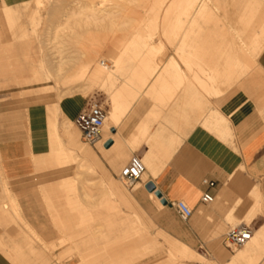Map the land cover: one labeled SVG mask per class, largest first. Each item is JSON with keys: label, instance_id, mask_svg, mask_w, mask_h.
I'll list each match as a JSON object with an SVG mask.
<instances>
[{"label": "bare ground", "instance_id": "6f19581e", "mask_svg": "<svg viewBox=\"0 0 264 264\" xmlns=\"http://www.w3.org/2000/svg\"><path fill=\"white\" fill-rule=\"evenodd\" d=\"M34 1L38 6H45V0ZM71 4H75V6L70 7V5H66L69 8H64L63 11H61V18L63 20H59L54 24L52 23L53 28L50 29V31L54 32L56 35L64 34V36L71 35L73 37H75L74 35H78L80 33L79 31H83V33L85 32L88 36L94 39L95 42L93 44L91 42L90 45H92V47L87 51H84L85 49L82 50L81 48L83 52L75 54V56L78 55L77 57H64L59 52V57L58 55L57 57L55 55L51 58L48 69L46 68L43 72H37V70H35L31 77H27L25 83H34L41 80L48 82L58 81L61 79L66 66L76 65L77 71H74L76 73L73 77V82H76L79 85V93L83 94L82 96H90L97 90L103 91L110 96V108H106L107 119L103 129V137L105 141L116 140L119 134L115 135L112 130L119 128L123 124L124 119L127 118L132 109H134L139 103L142 96L144 98H151L154 102V106L148 111V113H146V117H144L138 125L135 134L131 135L126 141L119 139L120 141L115 142L110 149H106L102 144H99L100 146L98 147H101V150H103L101 152L106 158H110L111 161L114 162L113 164L118 168V165L123 163L128 156L129 148L127 149V147L129 144L137 145L141 139L146 138L145 146H150V151L142 159L146 172L142 176L141 181L146 174H149L150 177L158 176L159 171L162 168L161 154L165 151L163 149L166 145L164 142L166 139H163L165 138L163 135L166 131V124L159 122L160 127L155 133H151L152 122L150 121V117L151 115H155V120H162L164 118V113L167 112V104L178 94V89L181 88L180 84H185L187 86L185 92L186 99L188 98L189 100L191 98L193 105H195L197 109L201 103L200 101H194V98L195 96H200V89H202L207 96L212 95L213 91L218 89L217 85L223 83V80L228 78V73L230 72L229 69L231 67L238 65L242 70H248L250 68L251 71H253L261 65L264 66V55L262 54L264 45L259 47V52L253 54L252 57H250L251 59L248 58V52L246 50L248 45L240 46L239 52H241V54H238L237 52L234 54L233 52L232 55H230V60H224L223 55H225V52H221L217 60V66L213 67L212 59L206 52L207 48L210 47H208L206 43L198 41V39H202L203 41L219 37L224 38L226 22H229V19L234 18L235 16L242 19V21H246V19L251 21L264 19V0H72ZM32 11H37V9H32ZM12 13L13 10H8L7 7L4 8L3 19L4 21H7L5 24V32L11 38L10 47L17 46L18 48H23L25 46L23 44L26 40L25 36L27 35V16L25 17L24 14L22 15V18H16L14 15H11ZM31 17L33 18L32 21L30 20L32 25L39 27V25L42 24L41 18H36L35 15H31ZM209 22H215V24H209ZM31 30L33 31L32 28ZM31 30L29 29V31ZM158 34L162 35L165 42L161 39H158V43L153 42L155 39H153V37L155 35L158 36ZM109 35L113 36L109 38ZM114 36H117L115 38H118L119 36V39H122L123 37L126 39L124 38V41L115 39V44H113L109 39H114L112 38ZM87 37L86 39L89 38ZM107 37L109 39H107ZM91 38H89L90 41H92ZM54 39L57 40L55 37ZM72 39L74 40V38ZM106 39L109 41L111 54L113 55V59H108L110 64L106 62V59H103L104 57L99 48L106 46ZM167 46L174 50V55L176 56H172L169 60L165 61V55L160 59V54L166 52ZM223 47L224 45L221 46V49ZM105 48L107 50V46ZM227 48L228 47L226 46L224 47V49ZM104 56L106 58V54ZM88 75H90V77H88ZM173 82H180L179 87L172 88L171 83ZM216 95L219 97V100L216 102L217 106L225 109L223 105L230 102V100L225 101V96L230 94H222L221 91H216ZM238 95V93H233L228 97H236ZM64 96L65 94L62 95L61 91V93L58 94L60 100V102L58 101L59 103L47 105V107L42 109L43 113L41 118L43 126L47 131L45 146L48 149V152L43 154V156L48 158L46 160L55 161V159L58 158L56 155L59 154L60 158L63 155V159H73L75 161L77 160V162L80 161L76 166L78 169H83L86 168L85 160L89 156L94 158V155L88 147L86 148L80 145L81 143H79L78 137L81 133L76 129L70 115L71 111H73L79 103L75 100L71 101L68 103L67 108L64 109V103L61 102L64 99ZM66 96H68V94H66ZM209 104H211V101L207 100L205 105L208 106ZM173 108L175 107L173 106ZM208 109L209 111L206 112L207 114L204 112L202 113L200 116L201 119L196 118L195 116L187 118V135L189 136L191 134V129L194 131L195 127L201 126L209 133L217 131L223 134V136L219 137V139L221 138L222 140L220 139L219 141H231L232 128L230 120L221 113L214 112L210 108ZM135 111L131 113L132 117L137 113ZM175 114H177V112H175ZM194 117L196 119H194ZM198 120L200 121L199 123H197ZM191 121L194 123L192 124ZM61 132L65 135H69L67 138L73 143V147L67 146L62 138ZM179 139L180 138H176V141ZM172 140L173 141L169 140V143L167 144H173L174 142L175 145L176 141L174 139ZM52 147L55 148L52 149ZM165 153L163 152V154ZM71 166L72 165L65 164L62 167L58 166L57 168L63 170L62 168L68 169ZM54 167L55 166L52 168ZM243 171L244 169L241 167L236 173L234 172L235 174L232 173V175L234 174L233 176L230 175L232 176L231 183L235 188H243V186H245L244 183L249 182V177H247ZM76 178H72L71 180L74 179L76 181ZM104 180V184L108 187L107 193H109L110 196L117 198V201L119 200L123 204H130L133 200L139 202L138 196L141 197L143 194L146 196L145 194L148 193L147 198L150 196V200L153 201L155 204L154 206H156L158 210L162 211L169 209L168 206L162 204L155 192L149 193L147 189L149 187V181L144 184H141V181H139L138 183L140 185L137 187L135 195L131 197L129 193L125 192L124 189L126 188L122 187L117 181H114L109 175H106ZM240 184H242V186H240ZM78 188H75V194H78V192L81 193V188ZM83 188H85L84 184ZM222 190L223 188L221 191ZM81 196H79L80 200H83V197ZM144 196L141 198H144ZM259 197L260 193L259 196H257L255 208L251 211L250 218L255 216L257 209H259ZM249 198H251V196ZM144 202L145 201H143V203ZM77 203L78 201H76V204ZM111 203L114 204L113 202ZM185 203L187 204V202ZM70 204L73 205V203ZM239 204L240 201L238 205ZM187 205L189 206L190 204L188 203ZM11 207L14 211H18V205L15 199L11 200ZM75 207L78 208L77 206ZM112 207V210L117 208L115 204ZM234 211L235 210L232 211L231 216H233ZM202 212L204 211L202 210ZM57 220L59 221L62 230H64L66 227L65 221L62 218ZM80 223H84L83 218L80 220ZM182 234H184V232L181 233V235ZM72 235L73 236H68L66 240L73 241L76 248L79 249L80 244L86 242L84 233L78 232L77 234L74 233ZM188 244L185 245L184 242L179 240L176 241L168 251L167 264H176L177 260L180 261V259L183 260L188 258L203 263L205 259L192 248L188 247ZM258 252L259 241L258 239H253L248 243L246 249L239 251L237 256L233 257L231 264H242L247 260H253L257 258ZM79 255L81 256V253H79ZM218 255H221V252ZM81 261V264L85 263L83 259H81ZM129 262L130 261L126 263Z\"/></svg>", "mask_w": 264, "mask_h": 264}, {"label": "rangeland", "instance_id": "374dc122", "mask_svg": "<svg viewBox=\"0 0 264 264\" xmlns=\"http://www.w3.org/2000/svg\"><path fill=\"white\" fill-rule=\"evenodd\" d=\"M71 3L72 0H45V6L42 7L35 4L34 0H25L20 3L12 4H4L3 2V5H6L8 10H13V13L11 14L12 16L14 15L16 18H22V15L25 14V17L27 16L26 21H28V24L26 26V40L23 43L25 48L19 49L17 46L10 47L0 43V104L9 105V107L11 106V110L15 109V107L28 109L31 106L37 105L45 108L47 105L59 103L60 100L58 94L62 91V95L65 94L64 99L61 101L64 103V109L67 108L68 103L71 101L75 100L79 103L75 108V114L83 107L87 108L92 104L101 105L105 109L110 108V96L103 91L97 90L90 96H82L83 94L79 93V85L76 82H73V77L76 73L74 71H77L76 65L71 64L72 66H66V70L64 68L63 75L58 81L48 82L41 80L34 83H25L27 77H31L35 70H37V72H43L46 68L48 69L51 58L55 55L57 57L59 52L64 57H73L75 54L83 52L82 50L84 49V51L90 49V47H92V45H90L91 42L92 44L95 42L94 39L88 36L85 32L83 33V31H79L80 33L78 35H74L75 37L66 34V36H64V34L56 35L54 32L50 31L55 22L63 20L61 18V11H63L64 8H69L66 5H70V7L75 6V4ZM32 9H37V11H32ZM3 13L4 9L0 6V28L6 29L5 24L7 21H4L2 16ZM31 15H35L36 18L42 19V24L39 25V27L31 24V21L33 20ZM209 24H215V22H209ZM29 29L32 32L29 31ZM87 36L91 38L92 41H90ZM111 36L109 35V38H111ZM54 37L57 38V40L54 39ZM71 37L74 38V40ZM86 37L88 39H86ZM115 37L117 36L112 37L114 38L112 39L113 41L108 37L107 39L115 44V39H119V36L118 38ZM124 38L125 37L119 40L124 41L126 39ZM107 39V50L105 48L106 46L99 48L104 57L103 59H106V62L110 64L108 59H113V55L111 54V46ZM153 39L154 43H158L160 39L163 40L164 38L161 34H158V36L155 35ZM198 41L204 42L210 47L207 48L206 52L212 59L213 67L217 66V60L221 52H225V55H223L224 60H230V55H232L233 52L234 54H236V52L241 54V52H239V47L242 45H248L246 50L248 52V58L251 59L250 57H252L253 54L259 52V47L264 45V19L252 21L246 19V21H242V19L235 16L234 18L229 19V22H226L224 38L219 37L203 41L202 39H198ZM223 45L228 48L224 49L223 47L221 49V46ZM105 54L106 58L104 56ZM107 54L110 55L108 56ZM174 54V50L167 46L166 52L160 54V59L165 55L164 60L167 61L170 57H175L176 55ZM262 54L264 55V48ZM77 56L78 55L75 57ZM261 66L253 71H251L250 68L248 70H242L238 65L231 67L229 69L230 72L228 73V78L224 79L223 83L217 85L218 89L214 90L212 95L207 96V94L200 89V96H195L194 98V101H200L201 103L197 109L195 105H193L191 98L189 100L188 98L186 99L185 92L187 86L185 84H180V82L171 83L172 88L179 87V84L181 85V88L178 89V94L167 104V112L164 113V118H166L155 120V115H151L150 117V121L152 122L151 133H155L160 127L159 122H163L166 124L165 126H167L163 135L165 137L163 139H166L167 142L166 140L164 141L166 145L163 149L166 153L163 151L165 154H163V152L161 154L163 160H161L162 168L160 169L158 176L150 177L149 174H146L140 183L144 184L149 181V185L153 183L156 186L155 180L159 177L175 153L188 138L186 132V122L188 117L195 116L196 118L201 119L200 116L203 112L207 114L206 112L209 111L208 108L214 112L221 113L228 119L231 117V114L227 115L224 113L225 109L217 106L216 102L219 100V97L216 95V91H221L222 94L229 93L230 95L228 96H231L233 93L239 94L236 97L225 96V101L237 100L239 96L247 99L253 104L254 109L256 110L257 119L264 125V66ZM90 75H88V77H90ZM66 94H68V96H66ZM207 100L211 101V104L208 105L209 107L205 105ZM226 105L227 104H224L223 107L226 108ZM153 106L154 102L151 98H144L142 96L139 103L134 109H132L127 118L124 119L123 124L118 128L119 136L116 138L117 141L115 140V142L128 140L125 135L123 136V133L126 132L132 122L133 117L131 116V113L138 110V115L134 117L141 121L144 116L146 117V113H148ZM173 106L175 108H173ZM175 112H177V114H175ZM195 117L194 119H196ZM27 121H30V119H27ZM199 122L200 121L198 120L197 123ZM191 123L193 124L194 122L191 121ZM192 132L193 130L191 129L190 133ZM61 133L67 146L73 147V143L67 138L69 135H65L63 132ZM210 133L215 134L217 137L223 136V134L217 131H212ZM176 138L180 139L176 141ZM145 139L146 138L141 139L137 145H127V149L129 148L128 156L123 163L118 165V168L113 164L114 162H112L110 158H106L101 152L103 151L101 150V147L98 148L100 145L92 147L83 141L81 135L78 137L79 143H81L80 145L86 148L88 147L94 155V158L89 156L85 160L86 168H83L84 170L78 169L76 166L80 161L77 162V160L75 161L73 159H63V155L61 158L59 154L56 155L58 158L55 159V161L46 160L48 158H45V156L33 157L36 174L38 177H42V179L35 184L33 194L36 197L39 212H44L45 218L53 225L55 232L48 240L46 238L43 240V238L39 236L36 237V234L27 227L20 212L17 210L14 211L12 207L10 211L7 212L12 214V216L8 217L9 221L15 225L24 226L27 233L35 241L42 244L52 260L59 264H65L68 261H74L75 264H81V259L85 261L84 264H167L168 251L177 241L170 237V232L185 224V222H183L178 216L176 210L169 206V209L162 211L158 210V208L154 206L155 204L153 201L150 200V196L148 197L149 199L147 198L148 193L145 194L146 196H144V194L141 195V197L144 196L145 199L138 196V201L140 203L133 200L130 204H123L119 200L117 201V198L110 196V194L107 193L108 187L104 184V178L106 175H109L114 181H117L122 187L126 188L124 189L125 192L129 193L131 197L135 195L136 189L140 184L137 183L133 187L128 188L120 179V172L128 165L132 157L138 156L143 159V157L148 154L150 146L141 149V146H145L146 144ZM172 139L176 141L175 145L174 142L173 144L170 143L171 145L167 144L169 143V140L173 141ZM53 148L55 147H52V149ZM64 163L72 166L68 169L62 168L63 170L57 168L58 166L62 167L65 165ZM53 166L55 167L52 169ZM72 178H76V181L74 179L71 180ZM3 179V186L8 185V181H6L4 177ZM63 179L67 180L64 181ZM83 184L85 188H83ZM240 186H242V184H240ZM252 187L254 188V186ZM75 188H81V193L78 192V194H75ZM79 196L83 197V200H80ZM11 198H16L19 204H21V197L19 195H15L13 192L9 195L4 190L0 197L1 210L4 206H10ZM76 201H78L77 204ZM143 201L145 202L143 203ZM111 202H113L117 208L112 210L114 204ZM70 203H73V205ZM189 207L192 209L191 205H189ZM256 212H258V209ZM57 215L59 216L57 217ZM60 218L65 221L66 227L64 230H62L61 225L57 220ZM82 218L84 219L83 224L80 223ZM250 219L251 218L249 217V219L246 220L247 225L249 224ZM227 225L230 229H233L240 226V222H237L236 218L230 214L227 217ZM78 232L84 233L86 239L85 243L80 244L79 249L76 248L73 241L66 240L68 236H73L72 234H77ZM239 249L242 248H233L231 250L237 252ZM57 251L60 253L59 256H55ZM79 253H81V256ZM262 253H264V249L259 255H257L256 259L253 261H247L244 264H257ZM128 261L130 262L126 263ZM192 262L196 261L188 258L183 260L180 259V261L177 260L176 264H187Z\"/></svg>", "mask_w": 264, "mask_h": 264}, {"label": "crops", "instance_id": "0c3cea01", "mask_svg": "<svg viewBox=\"0 0 264 264\" xmlns=\"http://www.w3.org/2000/svg\"><path fill=\"white\" fill-rule=\"evenodd\" d=\"M22 1L25 0H0V6L4 9L7 6L3 5V2L12 4ZM10 40L5 29L0 28V43L10 46ZM43 108L37 105L28 109L15 107L11 110V106L0 104V197L4 190L9 195L11 192L19 195L21 204L16 198L11 200H16L18 211L27 227L43 240L44 238L48 240L55 230L45 218L44 212H39L33 194L35 184L42 179L36 174L33 157L43 156L48 152L45 146L47 131L41 118ZM84 108L76 114V109L71 111L73 122L86 109ZM135 112L137 113L133 115L130 126L123 133L127 139L136 133L138 125L143 120L142 118L139 121L134 117L138 115V110ZM224 113L231 114L229 120L232 142L230 140L221 142L219 141L221 138L199 126L188 136L155 180L157 189L168 202L186 201L192 206L193 217L183 226L170 232L171 238L184 242L185 245L189 243L187 246L205 259L204 263L187 264H231L233 257L245 247L235 252L223 246L225 235L231 230L227 225V217L235 210L233 216L237 222H240V225H247L246 220L255 208L259 193L258 212L247 226L252 230L253 239L259 241L258 255L264 249V125L257 119L253 104L242 96L230 101ZM113 132L118 135V128ZM109 141L115 143L114 140ZM144 148L146 146H141V149ZM239 167H242L245 175L249 177V182H245L243 186L245 191L243 188H235L231 183V178ZM3 177L8 181L6 186H3ZM204 181L213 182L215 186L209 188L203 185ZM206 193L214 197L212 204L202 203V197ZM10 209L11 204L9 207L4 206L2 210L0 207V264H59L52 260L42 244L27 233L24 226L9 221L8 217L12 214L7 212ZM217 243H220V250ZM220 252L221 255H218ZM59 255L57 251L55 256ZM65 264L75 263L68 261ZM257 264H264V253L260 255Z\"/></svg>", "mask_w": 264, "mask_h": 264}, {"label": "built area", "instance_id": "2783aa9c", "mask_svg": "<svg viewBox=\"0 0 264 264\" xmlns=\"http://www.w3.org/2000/svg\"><path fill=\"white\" fill-rule=\"evenodd\" d=\"M107 119L106 109L98 104H92L83 110L74 121L75 127L80 131L82 139L87 144L95 147L102 144L104 147L109 140H104L103 129ZM146 168L140 157L134 156L129 161L128 165L120 172V179L128 188L133 187L145 174ZM203 185L213 188V182L204 181ZM214 197L209 193L204 194L202 203L212 204ZM169 207L176 210L178 216L183 222H187L193 217V210L184 202L177 201L169 202ZM253 233L249 226L240 225L231 229L224 238V246L228 249H237L245 247L253 240Z\"/></svg>", "mask_w": 264, "mask_h": 264}, {"label": "water", "instance_id": "95a60500", "mask_svg": "<svg viewBox=\"0 0 264 264\" xmlns=\"http://www.w3.org/2000/svg\"><path fill=\"white\" fill-rule=\"evenodd\" d=\"M113 145H114V142L113 141H108L105 144L104 147L106 149H110ZM147 189H148L149 192H155L156 193V196L161 200V202H162V204L164 206H169V202L165 199V197L162 194V192H160L159 190H157V187L153 183H151Z\"/></svg>", "mask_w": 264, "mask_h": 264}]
</instances>
